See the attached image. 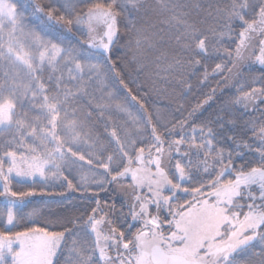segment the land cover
<instances>
[{"label": "snow or ice", "instance_id": "1", "mask_svg": "<svg viewBox=\"0 0 264 264\" xmlns=\"http://www.w3.org/2000/svg\"><path fill=\"white\" fill-rule=\"evenodd\" d=\"M159 2L152 9L146 0H64L59 6L33 0L31 15L39 24L60 25L79 37L82 50L62 46L59 36L54 41L26 30L24 13L12 0H0V135L6 136L0 149V264H264V121L245 122L251 140L247 132L225 128L237 127L231 106L264 115V76L236 89L214 118L192 122L214 99L220 82L246 61L254 60L264 71V0H227L208 13L210 23L177 12L179 5ZM165 10L170 14L163 15ZM166 31L178 54L165 72L178 74V82L191 89L181 71L186 68L210 88L174 120L149 101L150 91L129 83L117 54L122 42L136 53L155 48L153 37ZM46 71L51 73L47 81ZM109 73L140 115L111 90L105 92L106 102L90 103V110L78 114L76 104L88 95V83L103 86ZM66 77L76 81L75 87ZM94 112L96 117L107 112L108 118L123 114L119 122L105 124L110 149L98 138L93 141ZM80 144L89 145L86 155L74 148ZM77 161L90 172L103 171L93 179L82 175L75 185L64 169ZM37 177L62 179L73 191L87 192L88 184H96L97 193L115 182L127 191V211L116 215L114 205L97 199L83 219L59 229L26 223L39 215L37 209L25 213L26 198L38 193L14 190L13 184L35 183Z\"/></svg>", "mask_w": 264, "mask_h": 264}, {"label": "trees", "instance_id": "2", "mask_svg": "<svg viewBox=\"0 0 264 264\" xmlns=\"http://www.w3.org/2000/svg\"><path fill=\"white\" fill-rule=\"evenodd\" d=\"M13 3L17 5L18 11L24 13L25 20L28 28H33L45 39L56 40L59 36L61 39L62 46H67L71 48L82 49L80 40L78 36H66L61 30L47 24L40 25L35 16L31 15L32 5L26 0H12ZM45 5L51 3L53 5L59 6L64 3V0H41ZM147 4L152 9H158L160 7L159 0H146ZM227 0H162L163 4L172 8L173 6L179 5L181 7H176L177 12L188 11L191 13V18L195 20H204L206 23H210L213 17L210 16L209 12H214L217 5H222L226 3ZM197 5L199 7H197ZM170 13L165 10L163 15H169ZM38 15V14H37ZM166 27V26H161ZM43 28V31H41ZM162 36L161 40L159 37ZM153 41L156 43L155 48H150L145 46L139 53L134 52V50L129 49L124 42L117 48V54L119 56V65L122 67V72L125 78L132 84L133 81L139 83L140 91H150L148 99L155 107L161 110V115L168 119L182 118L186 115L188 110L196 105L197 102L202 101L210 91L207 84H200L195 78V75L188 69H181L183 72V78L190 81L192 84L191 89L183 87L178 82V74L169 75L165 72L167 64L171 61L173 54H178V50L175 48L174 40L170 39V33L161 32L158 36L153 37ZM164 54H167L166 56ZM136 59H133V56ZM94 62V61H93ZM159 73V75L157 74ZM51 75L49 72H45L44 79L47 81L48 76ZM258 78L264 76V73L255 74ZM66 76V74H65ZM163 76H168V79H163ZM211 86L216 87V82L210 77ZM69 87H75L76 81H67ZM133 86V93L138 89ZM154 86V88H153ZM228 83L221 81L220 86L217 88L214 94V99H212L211 104L200 113V110L196 113V116L192 122L202 123L205 120L214 118L215 115L220 112L221 108L228 106V102L234 98L236 94L235 88H228ZM111 90L119 97L120 102L127 104L130 111L140 115L142 110L138 108L135 101L126 99L127 92L125 90L117 91V85L114 82V77L112 74H106L104 85L101 86L92 80L87 85L88 95L81 96L76 104L79 112L78 114L83 116V113L90 110L89 104L104 103L108 100L105 92ZM180 105H183L181 108ZM232 107L231 115L233 118H237V113L235 112V106ZM222 115L224 113H221ZM123 114L113 113L111 118L107 117V112L104 117H96L94 112V118L90 122L89 127L93 132V141L96 138L103 142L106 148H111L113 145L109 144L110 139L108 133L105 131V124L111 126L113 122H119L118 117ZM226 118H228L226 116ZM6 139L5 135H0V149L3 147V142ZM79 147L83 154H87L90 151L88 144L74 145ZM100 150V144L97 143V151ZM75 159V158H73ZM83 164V168L89 170V166L84 164L82 161H77L75 165L66 166L64 171L65 175H68L69 179L72 180L73 184L79 185L80 176L75 173H80L79 170L82 169L80 165ZM102 172V169H94ZM50 187H47L42 182L35 183H14V190H32L33 188L37 191L36 196L27 197L26 200L29 206L25 208V213L31 212L33 209L39 210V215L27 219L26 223H31L35 221V226H48L61 228L63 224L68 223L69 220L75 219L77 217L83 219L87 213L88 209L95 206V199L88 196L90 193L96 194V191L91 190L88 184V191L83 192L80 190L73 191L65 186V182L61 179L58 181L49 180L47 181ZM43 191L47 193L48 191H53L55 193H63L62 195H40L39 193ZM4 204V198L0 197V207ZM123 209L121 207H116V215H119V210ZM124 210V209H123ZM84 242L86 244H91V237L87 234L83 236ZM257 251L259 249L257 248ZM246 259H252L253 261H258V257H247Z\"/></svg>", "mask_w": 264, "mask_h": 264}, {"label": "rangeland", "instance_id": "3", "mask_svg": "<svg viewBox=\"0 0 264 264\" xmlns=\"http://www.w3.org/2000/svg\"><path fill=\"white\" fill-rule=\"evenodd\" d=\"M26 1L33 6V0H26ZM45 22L61 30L66 36H69V37L73 36L72 34L66 32L60 25L53 24L50 21H45ZM27 29L34 30L33 28H28V27L26 28V30ZM256 72L264 73V71L261 70V66L255 63L254 60L246 61L243 65L240 66L239 72H236L234 70V74H232L230 79L227 81L228 83L227 87L235 88L237 86L238 88H240L241 85H243L245 88H247L250 84L253 83L254 79L259 80V78L255 75ZM211 102L212 100H210L208 104L203 105V107L200 110V113L203 112L205 109H207L208 106L211 104ZM235 108H236L235 112L237 113V118H236L237 127L236 129H233L232 125L226 124L225 128L231 131H236L238 132L239 135H244V133L247 132L248 134L245 138L251 140V132L248 131V129L245 127V122L248 120H252L257 123L262 122L264 121V115L261 114V111H254L252 108L244 109L240 105H235ZM261 108H264V105H262ZM79 170L81 172L80 173L78 172L75 174L77 176H80V180H81L82 175H87L89 179H93L96 174L100 173V171L98 170H95V171L93 170L90 172L87 168H82V169L79 168ZM37 181L44 183L47 187H50V184H48V182L41 180L39 177L36 178L35 182ZM22 182L31 183V184L33 183V181L31 180H26ZM89 186L91 187V190L93 191H96V189L98 188V185L96 184H89ZM106 188H107V191H100L98 193L96 192V194L90 193L88 196H91V198L95 200L99 199L102 204L107 203L109 205H114L115 208L121 207L126 212L127 202L129 199L126 189L118 187L115 182L106 185Z\"/></svg>", "mask_w": 264, "mask_h": 264}]
</instances>
